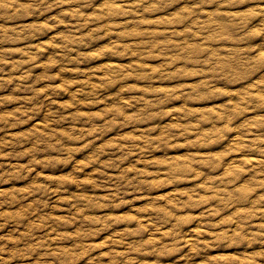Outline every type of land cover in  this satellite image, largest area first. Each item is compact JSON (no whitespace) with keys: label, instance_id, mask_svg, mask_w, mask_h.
Returning <instances> with one entry per match:
<instances>
[{"label":"rangeland","instance_id":"1","mask_svg":"<svg viewBox=\"0 0 264 264\" xmlns=\"http://www.w3.org/2000/svg\"><path fill=\"white\" fill-rule=\"evenodd\" d=\"M0 264H264V0H0Z\"/></svg>","mask_w":264,"mask_h":264}]
</instances>
